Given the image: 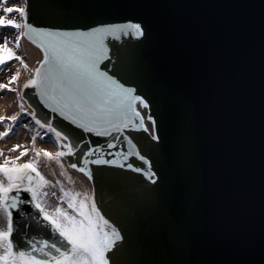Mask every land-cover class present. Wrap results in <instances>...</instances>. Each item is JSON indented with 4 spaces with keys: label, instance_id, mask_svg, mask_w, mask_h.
Returning a JSON list of instances; mask_svg holds the SVG:
<instances>
[{
    "label": "snow or ice",
    "instance_id": "obj_1",
    "mask_svg": "<svg viewBox=\"0 0 264 264\" xmlns=\"http://www.w3.org/2000/svg\"><path fill=\"white\" fill-rule=\"evenodd\" d=\"M161 6L151 0H0V28L10 26L17 33L0 43V70L13 58L27 70L22 84L19 70L7 82L0 81V90L16 92L19 107L7 117L0 115L5 125L0 138L14 128L28 127L24 121L31 117L36 126L47 129L44 136L53 134L59 144L55 153L38 148L41 133L36 132L30 149L20 144L0 148V264H125L132 236L101 211L95 190L65 188L63 181L49 179L40 170L42 158L56 160L73 183L63 163L64 157L73 156L82 164L71 162L70 167L89 178L93 163L140 173L151 199L167 202L172 210V251L178 257L171 264H264V22L258 54L214 70L198 97L191 89L163 90V81L143 55L142 46L154 29H167L163 18L144 9ZM43 10L50 13L47 21L40 18ZM24 38L42 50L34 67L18 51ZM176 71L183 74L179 67ZM257 75L258 237L237 228L222 234L224 255L210 251L213 240L208 251L201 252L181 212L186 201L199 196L197 110L213 109L241 95ZM37 99L51 110L44 118L37 114ZM94 136L107 139L98 142ZM15 149H21L18 155H4ZM109 149L119 150L108 158ZM29 151L32 155L21 161ZM173 166L183 177L175 184L170 183ZM107 171L115 183L124 182V173ZM54 185H59V195L49 193ZM50 195L58 202H50ZM25 216L45 226L37 231L39 239Z\"/></svg>",
    "mask_w": 264,
    "mask_h": 264
},
{
    "label": "water",
    "instance_id": "obj_2",
    "mask_svg": "<svg viewBox=\"0 0 264 264\" xmlns=\"http://www.w3.org/2000/svg\"><path fill=\"white\" fill-rule=\"evenodd\" d=\"M39 2L47 3L48 0H39ZM127 2L138 3L142 2V0H127ZM151 2L162 6L158 8L144 9V11L149 15L163 18L166 22L175 18L182 19L186 23L198 22L200 24H207L208 22L214 21L217 23L218 18L216 17L224 12H227L225 22L228 26L234 27L235 29L239 28L237 23H239L242 18L237 15L239 10L235 9L233 5L236 4L235 6H237V4H242L251 9L258 7L255 4V0H151ZM230 9H232L233 12L230 11ZM49 15L50 13L48 10H43L40 18L42 21H47L49 19ZM208 27V39L211 41L220 30L214 24H208ZM252 28V26L240 27V31L243 32V35H249ZM156 30L161 29L159 26L155 28L153 33L149 36V39L142 46L143 55L149 62L153 57V54H148L149 44L154 47L159 45V37L155 33ZM177 38L192 47L191 50L186 49V58L189 61H192L193 55L199 53L203 48L213 47L211 43L207 45L204 43V45H201V43L197 42L192 31L177 30ZM132 39L134 40L135 38ZM236 42L240 45L239 41ZM151 51L152 53L154 52V50ZM25 91H27V89H25ZM247 92V90L244 91L240 96L246 97ZM36 107L37 114L41 118H44L45 113L51 111L39 102L38 99L36 101ZM52 115L58 117V113H52ZM58 119L63 120V118ZM53 123L57 124L58 121H53ZM64 123L67 124L69 122L65 121ZM72 127L75 128L76 126L73 125ZM197 128H208L209 131L217 135L215 138L218 140L229 141L227 138L228 134H219V129L217 127L216 129H213L210 126L201 127L198 125ZM121 146L126 149V144ZM216 147L220 150L224 149L223 145H216ZM116 150L119 149H109L105 155L108 152H115ZM65 158L69 163L78 162L82 164V160L76 161L75 156ZM91 158L94 159V156ZM90 167L93 170L91 184L92 188L95 190L97 204L101 207V211L104 212L106 216L111 218L113 222L117 223L119 227H121L122 222L124 221L127 225H130L133 222L135 223L134 228H138L137 234L136 230L131 233L132 240L136 241L135 246L132 247L133 251L130 252L135 261H138L140 264H144L145 262L155 260L153 264H171L173 260L177 259L178 257L173 253V251L168 254V259L162 255L164 253V243L173 245L174 240V237L172 239L166 237V234L173 233L170 221L165 216V209H170L167 202L161 200L157 203L151 199L149 192L142 188V178L139 173H135L132 170L123 169L118 166H99L94 165V163L91 164ZM100 169H104L105 171L101 172ZM108 169H112L114 172L124 173V182L119 184L115 183L110 178V173L107 171ZM209 171L212 170L209 169ZM162 215L163 217H161ZM206 222L210 223V216ZM137 224H139V227ZM155 241L157 242L156 244H154ZM125 264L128 263L125 261Z\"/></svg>",
    "mask_w": 264,
    "mask_h": 264
},
{
    "label": "rangeland",
    "instance_id": "obj_3",
    "mask_svg": "<svg viewBox=\"0 0 264 264\" xmlns=\"http://www.w3.org/2000/svg\"><path fill=\"white\" fill-rule=\"evenodd\" d=\"M11 3H17L19 2V0H10ZM2 14V13H0ZM17 35V33L10 27H6V28H0V43L3 42V37L8 36L10 39H14L15 36ZM19 53L21 55L24 56L25 60L27 61V63L30 65L31 62L34 61L35 56L32 54V52L29 50V48L21 41V48L18 49ZM20 61L17 60L16 58H13V60L7 61L5 64V73H6V82L8 81V78L13 75L15 72L14 70H19L21 73L25 70L24 68L20 67ZM16 70V71H17ZM1 72V70H0ZM14 72V73H13ZM0 81H2V79H0ZM12 86L16 87V83L12 82ZM8 89H3L1 91H7ZM25 123V122H24ZM36 133V129L33 125L29 126V128H23V126L19 129V133H16L18 135V139L16 141V144H20L21 145V149L23 147H28L29 149L31 148L32 144V136L35 135ZM38 139H40V136H37L36 138V146L39 144L38 143ZM45 141V140H44ZM26 142V144H25ZM21 149H15L14 151V155H18L19 151ZM31 152V151H29ZM27 154V153H26ZM25 154V158H23V160H26L30 157V155H26ZM40 170L49 178V179H53V180H60L63 181L65 186H68V184L71 186V188H75V190H77L78 188L74 185V183H70L69 182V178L67 175L64 174V169L61 168V166L54 160H45V159H41V164H40ZM67 181V183L64 181ZM73 181V180H72ZM75 186V187H74ZM72 188V189H73ZM49 193L51 194L52 192H57V194L59 195V185H54V186H50L48 188ZM81 191V190H79ZM50 202L56 203L58 202L56 200L55 197L50 195Z\"/></svg>",
    "mask_w": 264,
    "mask_h": 264
},
{
    "label": "bare ground",
    "instance_id": "obj_4",
    "mask_svg": "<svg viewBox=\"0 0 264 264\" xmlns=\"http://www.w3.org/2000/svg\"><path fill=\"white\" fill-rule=\"evenodd\" d=\"M3 99H0V107H1L0 110L2 112H4L6 117L19 110L17 94L16 93L11 94L9 97H7L5 99V102H3ZM30 119H31V117H30ZM39 130L42 131L43 133L47 132L45 130H42L40 127H39ZM39 144H41V143H39ZM42 148L49 149L53 153H55L59 149L57 142L52 138V136H51V139L48 141V143H46ZM58 164L60 165L59 162H58ZM64 167H66L65 164H64ZM83 184H84V186H83L84 190L88 191L87 184L84 183V182H83Z\"/></svg>",
    "mask_w": 264,
    "mask_h": 264
}]
</instances>
